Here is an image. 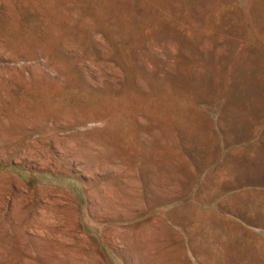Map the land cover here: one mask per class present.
Instances as JSON below:
<instances>
[{
	"label": "rangeland",
	"instance_id": "374dc122",
	"mask_svg": "<svg viewBox=\"0 0 264 264\" xmlns=\"http://www.w3.org/2000/svg\"><path fill=\"white\" fill-rule=\"evenodd\" d=\"M0 264H264V0H0Z\"/></svg>",
	"mask_w": 264,
	"mask_h": 264
},
{
	"label": "bare ground",
	"instance_id": "6f19581e",
	"mask_svg": "<svg viewBox=\"0 0 264 264\" xmlns=\"http://www.w3.org/2000/svg\"><path fill=\"white\" fill-rule=\"evenodd\" d=\"M40 241V240H39Z\"/></svg>",
	"mask_w": 264,
	"mask_h": 264
}]
</instances>
